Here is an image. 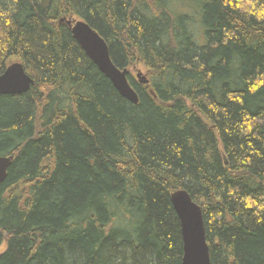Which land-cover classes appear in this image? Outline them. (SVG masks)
I'll list each match as a JSON object with an SVG mask.
<instances>
[{
    "label": "trees",
    "instance_id": "obj_1",
    "mask_svg": "<svg viewBox=\"0 0 264 264\" xmlns=\"http://www.w3.org/2000/svg\"><path fill=\"white\" fill-rule=\"evenodd\" d=\"M63 17L105 41L137 105ZM13 62L34 83L0 96V264H181L176 190L211 264H264V0H0V76Z\"/></svg>",
    "mask_w": 264,
    "mask_h": 264
},
{
    "label": "water",
    "instance_id": "obj_2",
    "mask_svg": "<svg viewBox=\"0 0 264 264\" xmlns=\"http://www.w3.org/2000/svg\"><path fill=\"white\" fill-rule=\"evenodd\" d=\"M58 23L68 27L73 39L99 72L107 78L118 94L132 105H137V92L131 87L127 69L120 70L112 62L105 41L87 23L72 18H61ZM139 84L147 86L149 81L140 71ZM23 66L14 62L0 76V96L21 95L33 85ZM14 156L0 157V184L6 179ZM173 210L179 220L182 239L181 264H211L209 247L201 208L195 204L185 190H177L170 196Z\"/></svg>",
    "mask_w": 264,
    "mask_h": 264
},
{
    "label": "rangeland",
    "instance_id": "obj_3",
    "mask_svg": "<svg viewBox=\"0 0 264 264\" xmlns=\"http://www.w3.org/2000/svg\"><path fill=\"white\" fill-rule=\"evenodd\" d=\"M135 68L138 69V70H140L143 74H145V76H146L147 79L149 80V73H148L147 69H146L142 64H139V65L137 64V66H136ZM130 73H131V75L133 76V79L137 81L138 79H137V75H136V73H135V70L132 69V70L130 71ZM5 249H6L5 245H3V246L1 247V249H0V253H3V252L5 251Z\"/></svg>",
    "mask_w": 264,
    "mask_h": 264
},
{
    "label": "bare ground",
    "instance_id": "obj_4",
    "mask_svg": "<svg viewBox=\"0 0 264 264\" xmlns=\"http://www.w3.org/2000/svg\"><path fill=\"white\" fill-rule=\"evenodd\" d=\"M9 167H11V166H9ZM176 191H177V190H176ZM173 192H175V191H173ZM173 192H172V193H173ZM172 193H171V194H172ZM170 196H171V195H170ZM170 203H171V202H170ZM172 208H173V207H172Z\"/></svg>",
    "mask_w": 264,
    "mask_h": 264
}]
</instances>
